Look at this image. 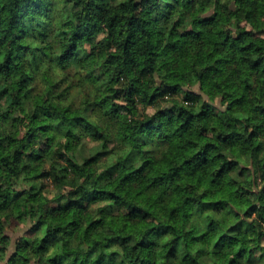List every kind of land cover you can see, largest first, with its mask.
Here are the masks:
<instances>
[{
	"label": "trees",
	"instance_id": "16d2710c",
	"mask_svg": "<svg viewBox=\"0 0 264 264\" xmlns=\"http://www.w3.org/2000/svg\"><path fill=\"white\" fill-rule=\"evenodd\" d=\"M64 2L73 5L75 22L60 25L68 31L57 28L61 17L56 0H0V85H7L0 87V214L7 213L0 221V264H33L34 257L42 259L64 237L68 239L59 254L47 264H64L68 259L71 264H241L245 257V264L264 261V255L256 258L257 252H264L260 248L264 190L252 193L256 181L248 185L244 179L256 171L264 174V165L257 167L264 151V40L260 39L264 0H236L239 9L221 5L220 0H124L118 6L116 0ZM237 13L238 20L242 17L260 31L245 32L238 23L240 31L233 38L226 24ZM101 35L103 40L98 39ZM26 39L42 46L33 49ZM57 51L59 56L54 55ZM28 55L33 56V71L23 70ZM41 58L50 65H63L62 71L69 67L65 61L82 68L103 61L106 82L121 84L130 113L142 111L134 96L142 98L140 103L154 98L161 102L162 89H170L175 96L187 97L191 84L185 89V83L194 70L203 81L202 89L210 85L226 92L231 100L228 112L234 114L220 118L203 105L199 111H185L177 103L151 120L116 123L109 136L84 111H60L40 98V85L48 86L49 95L56 87L47 73L37 83ZM106 99L98 96L94 103L103 106L105 116L118 112ZM191 100L197 102L196 94ZM30 106L31 114L24 118L28 131L20 136L24 119L13 113ZM40 112L48 114L47 121L40 122ZM49 132H64L75 142L85 134L99 136L113 143V151L130 141L134 150L111 165L104 161L108 154L104 150L92 149V155L86 150L80 153L86 157L85 166L73 164L69 179L67 170L56 166L64 152L54 150L56 141ZM149 144L167 145L168 150L144 153ZM237 154L250 157L253 168L240 165ZM23 158L30 163L21 166ZM50 158L52 166L41 170ZM88 160L94 161L91 167ZM237 169L240 179L234 180ZM48 177L53 185L34 183ZM79 178L85 182L78 183ZM25 183L33 186L25 189ZM65 183L72 187L67 197H41L45 190L50 193L53 186ZM237 186V193H232ZM235 196L249 198L250 206L242 215L232 212ZM105 199L114 203L95 207ZM206 210L223 214L224 219L202 220ZM228 214L238 222L226 228ZM24 221L31 226L21 235L15 230ZM41 230L43 239H35ZM167 236L172 239L163 242ZM114 246L122 252L110 251Z\"/></svg>",
	"mask_w": 264,
	"mask_h": 264
},
{
	"label": "clouds",
	"instance_id": "9594fccd",
	"mask_svg": "<svg viewBox=\"0 0 264 264\" xmlns=\"http://www.w3.org/2000/svg\"><path fill=\"white\" fill-rule=\"evenodd\" d=\"M124 0H116V5L123 3ZM221 5H227L229 8L233 9H239L240 5L236 3V0H220ZM213 5L209 6L207 9L208 13L212 12V9L214 7ZM72 3L65 4L64 0H56V11L60 14L61 19L57 21V28L59 30L68 31V29H61L60 25L61 23L73 20L72 17ZM67 9V10H65ZM238 15H233L229 18L228 23L226 24V27L232 29L231 36L233 38H236L238 35V32L240 29L236 27V25L239 23L241 24L243 31L245 32H253L257 33L260 31L259 28L254 27L252 23L244 22L242 17L238 20ZM75 21L73 20V23ZM107 33L105 32V35ZM99 40L104 39V35H101L98 37ZM261 40H264V35L260 36ZM25 43L28 44L31 48L37 49L40 48L42 45L38 42H34L33 40L26 39ZM112 53H116V49H112ZM55 56H59L60 52L57 51L54 54ZM106 58V57H105ZM42 62L39 65V72L37 73V83H39V80L41 78H45V74H48V78L51 79L52 84H55L56 87L51 89V95H49V88L46 85H40L42 91H40L39 96L40 98L47 99L50 104H53L55 107H57L60 111H72L75 109H80L85 112V114L88 116L89 121L95 125L96 127L103 128L106 135L111 136L112 134V127L116 123H123L125 126L132 124L134 125L137 120H141L144 118H147L151 120L153 117H156L157 113L161 112L162 109H169L173 108L174 104H179L181 108H183L185 111H199L200 107L203 105L206 109L215 110L217 117L224 118L225 116L233 115L234 113L228 112L229 104L231 103V100L227 98L226 92L222 91L218 88L212 87L210 85H205L202 89L203 81L197 77L195 71H191L187 76V83H185V89H189V83L191 84V88L188 91V96H175L173 93V90L170 89H162L160 95L162 96V101L157 102L154 98L151 102H144L140 103L141 99L140 97H133V100L136 101L139 108L142 109V111H136L134 113H130L127 109L129 108V100L127 93L123 92L121 90V84L120 83H107L106 79L103 76V73L105 72V67H102L103 61H100L98 64L93 65L92 68H82L78 67L76 63H73L71 61H65L66 64L69 65L67 70L62 71L61 65L60 67H57L55 63L49 64L48 60L41 58ZM27 63L24 65V71H33L35 69V65L33 64V56L28 55L26 57ZM51 67V73H49V68ZM94 73L97 77H100L99 80L94 81L92 76L89 75V73ZM14 79H19V77H15ZM0 87H7V85H0ZM30 87H35V85H31ZM157 87H160L158 84ZM116 93V94H114ZM192 94H196L197 102L193 103L191 100ZM98 96L106 97V103H110L113 107L117 108L119 111L115 112L109 116H105L103 113V106H97L95 105L94 101ZM34 94V99H35ZM7 110V109H5ZM175 110V109H173ZM32 107H27L23 113L21 112H14L13 117H19L21 119H24L25 117L29 116L31 114ZM38 119L40 122H45L48 120V114L44 112H40L37 114ZM118 117L119 119L116 120L115 118ZM243 119L244 117H241V125L240 127L243 128ZM58 123V121L56 122ZM11 125V120L8 121L7 124H5L4 128L7 129ZM19 127V125H17ZM29 125L25 124L22 131L19 133L20 136H23L24 132L28 131ZM0 131H3V129H0ZM253 130L251 128L248 129V132L251 133ZM7 134V133H5ZM47 135L52 136L56 143L54 145V150L56 151H63L64 157L63 159H60L58 163L56 164L57 167L67 170V175L69 179L72 178V166L73 164H79L80 166H85V159L86 157H81L80 153H84L87 150V155H92V149L96 151L104 150L106 153L104 156V161L107 165H111L113 163H116L118 160L123 159L127 157L131 152H133V145L130 141L124 142L122 148L113 151V143L112 142H106L102 137L96 136L93 138L91 135H83L80 137L78 142L73 141L70 137H68L64 132H60L57 134L56 132H49ZM2 138V137H0ZM71 149V150H70ZM167 145L164 147H160L156 144H149L143 148L144 153H159L161 151H167ZM11 151V149H9ZM7 155V153H5ZM27 156V154H25ZM237 159H239L240 165L246 168H253V163L251 162L250 157H239L237 154ZM52 159L50 158L46 163L43 165L44 169H48L52 166ZM157 159H159V156L157 155ZM229 159H233L232 156H229ZM30 163V161L26 158L22 159L21 166L23 164ZM94 161L88 160L87 166L91 167ZM260 165H264V151H261L259 153L257 167ZM140 164H137V167H139ZM100 171H103V168H100ZM239 169H237L236 172L232 173V178L234 180H239L240 177L238 176ZM99 175V172L96 173ZM13 179H15L13 177ZM25 179L24 175L20 176V181H23ZM248 185H251L253 180L256 181V186L251 187L252 193H260L261 190H264V174L260 173L259 171H256V175H246L244 177ZM85 182L84 178H79L78 183L83 184ZM37 186L40 184H48L53 185V178L48 177L46 179H41L39 181L34 182ZM33 186V183H25L23 187L25 189L31 188ZM72 191V187L65 183L62 187L53 186L51 192L45 190L41 193V197L53 200L56 198L57 195H63L65 197L68 196V193ZM238 186L233 187L231 189L232 193H237ZM248 197L243 196H235L234 200L235 202L232 204V212L233 213H240L241 215L247 211L248 207L250 206L247 203ZM253 203H256V199L253 197L251 198ZM114 201L111 199H105L103 204L95 205L96 208H103L107 207L108 205L113 204ZM7 213L0 214V221L5 220ZM208 218L215 219L217 221H221L224 219L223 214H217L212 211H204L202 213V220H207ZM255 214L252 216V220H255ZM193 220H195V217H193ZM238 220L236 219L234 214H228L227 215V222L225 224V227H231L232 225L236 224ZM249 223L252 221L249 220ZM34 223V221H33ZM31 225L27 223V221L21 222L19 227L15 230L17 233L23 235V230L27 227H30ZM5 232L8 231L7 225H5ZM44 232L41 230L40 234L35 237V239H43ZM67 237H64L60 240L59 243L56 244L55 247H52L49 249L47 254L41 259L39 256H36L33 258V264H35L36 260H41V264H47V260L54 256L59 254L60 250L62 249L63 243L67 240ZM172 239L171 236H167L164 238L163 242H167V240ZM248 239L252 240L255 239L254 236H249ZM214 242V241H213ZM200 246L197 245V248ZM237 249L240 247V245L236 246ZM248 247H255L253 244H249ZM260 248L264 249V243L260 244ZM210 250V248H209ZM112 252L120 251L122 252V249L119 246H114L110 249ZM261 255H264V252H257L256 258L259 259ZM230 259H235V256L229 257ZM246 257L243 261H241V264H245ZM64 264H71V260H65ZM215 264V262H213ZM260 264H264V261H260Z\"/></svg>",
	"mask_w": 264,
	"mask_h": 264
},
{
	"label": "rangeland",
	"instance_id": "374dc122",
	"mask_svg": "<svg viewBox=\"0 0 264 264\" xmlns=\"http://www.w3.org/2000/svg\"><path fill=\"white\" fill-rule=\"evenodd\" d=\"M261 81H262L263 86H264V71L261 73ZM25 124L28 125V120H26V119L23 120V127L25 126Z\"/></svg>",
	"mask_w": 264,
	"mask_h": 264
}]
</instances>
